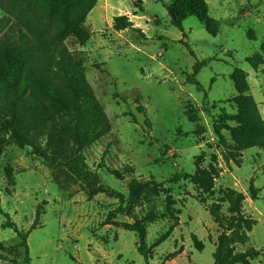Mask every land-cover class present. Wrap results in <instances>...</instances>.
<instances>
[{"label": "rangeland", "instance_id": "374dc122", "mask_svg": "<svg viewBox=\"0 0 264 264\" xmlns=\"http://www.w3.org/2000/svg\"><path fill=\"white\" fill-rule=\"evenodd\" d=\"M206 1L209 17L220 22L216 36L194 16L183 22V30L174 26L166 8L170 0H99L86 19L89 41H66L82 61L111 130L84 150L86 181L29 147H5L0 264H25L13 224L27 235L31 264H145L137 235L106 224L111 211L115 222L129 224L156 212L158 218L147 224L151 264H214L221 230L209 208L219 203L230 217L228 203L221 202L226 190L245 195L243 210L257 222L236 252L254 248L258 258L251 264H264V147L241 150L229 127L222 125L223 140L214 128L221 114L237 112L231 79L236 68L247 73V94L264 119V65L254 70L248 62L256 53L264 57V0ZM121 15L130 18L133 29H114V17ZM3 16L0 11V20ZM202 62L199 91L188 78ZM187 112H195L197 121ZM204 172L213 176L211 190L195 181ZM178 173L185 176L171 182ZM133 179L164 185L132 212L117 211L125 205L109 192L128 196ZM87 184L104 192L88 200ZM251 185L259 190L258 200L249 195Z\"/></svg>", "mask_w": 264, "mask_h": 264}, {"label": "trees", "instance_id": "16d2710c", "mask_svg": "<svg viewBox=\"0 0 264 264\" xmlns=\"http://www.w3.org/2000/svg\"><path fill=\"white\" fill-rule=\"evenodd\" d=\"M98 1L0 0V11L4 13L0 20V155L12 143L29 147L33 153L45 156L51 164L66 168L78 181H86L90 175L84 150L106 136L111 125L87 80L82 61L69 50L66 41L75 38L80 45L89 41L86 19ZM166 8L172 24L180 30H183V22L194 16L205 25L209 34L216 36L219 33L220 22L209 17L206 0H170ZM113 27L123 31L133 29L134 24L128 16L121 15L114 17ZM253 36L254 32L249 31L250 39ZM248 62L258 70L264 65V57L256 53L248 58ZM205 64H196L193 75L188 78V82L195 84L199 91L203 87L197 80V74ZM247 76L240 68L234 70L231 79L238 92L233 99L237 112L233 115L224 112L214 125L220 140L224 139L222 125L229 127L234 143L241 150L264 147V119L254 98L247 94ZM187 116L191 122L197 121L195 112H187ZM227 121L235 123V127L227 126ZM203 174L202 179L195 177V181L203 189L211 190L213 176L207 172ZM184 176L178 173L170 181L177 182ZM87 185L88 200L104 192L99 187ZM163 185L154 180L133 179L128 196L116 191L109 194L125 205L117 211L130 213L142 198ZM258 193L259 190L251 185L249 195L252 200L259 199ZM244 200L243 193L225 191L221 202L229 205L231 215L228 218L221 213L219 203H213L209 208L221 230L213 253L214 264H251L258 258V251L254 248L244 253L235 250L236 244L247 243L248 234L257 223L245 214ZM114 212L108 214L106 224L134 232L138 237V251L144 256L145 264H151L147 224L158 218L156 212L151 211L132 224L115 222ZM176 225L177 222L171 229ZM10 228L21 238L25 264H31L27 235L14 224ZM0 249H4L1 243Z\"/></svg>", "mask_w": 264, "mask_h": 264}]
</instances>
